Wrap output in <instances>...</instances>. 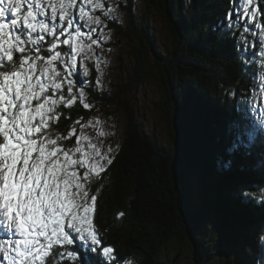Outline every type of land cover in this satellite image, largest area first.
Returning a JSON list of instances; mask_svg holds the SVG:
<instances>
[{
	"label": "snow or ice",
	"instance_id": "1",
	"mask_svg": "<svg viewBox=\"0 0 264 264\" xmlns=\"http://www.w3.org/2000/svg\"><path fill=\"white\" fill-rule=\"evenodd\" d=\"M228 5L212 31L242 46L247 87L223 93L216 163L264 181V0ZM129 7L127 0H0V264H131L105 243L98 224L101 192L94 186L121 149L108 142L116 125L107 124L93 97L110 70L108 24H122ZM77 105L91 115L74 118ZM177 175L195 189L193 160L182 152ZM237 197L264 213V182L241 187ZM245 251L240 264H264V217Z\"/></svg>",
	"mask_w": 264,
	"mask_h": 264
},
{
	"label": "trees",
	"instance_id": "2",
	"mask_svg": "<svg viewBox=\"0 0 264 264\" xmlns=\"http://www.w3.org/2000/svg\"><path fill=\"white\" fill-rule=\"evenodd\" d=\"M127 2L129 9L122 8L127 26L110 22L108 28L119 39L135 40L137 64L128 91L149 78L159 83L171 141L165 145L147 134L127 101L123 104L126 128L121 150L104 180L94 186L101 192L98 224L105 243L115 247L118 257L135 264H171L185 247L191 248V264H240L247 258L245 249L255 245L264 213L242 204L237 193L264 181L248 169L236 166L225 171L216 163L223 151V93L230 86L247 87L239 63L242 46L238 50L230 34L220 38L219 29L212 31L223 20L228 0H191L187 7V0ZM139 3L166 18L173 43L166 55L156 47L149 18L138 22ZM93 97L99 110L113 101L104 91ZM77 114L91 115L79 105L72 110L74 118ZM67 123L62 118L60 129ZM181 152L193 160L197 201L191 186L177 175ZM119 212L125 216L117 219ZM169 249L175 256L163 262L161 255Z\"/></svg>",
	"mask_w": 264,
	"mask_h": 264
},
{
	"label": "rangeland",
	"instance_id": "3",
	"mask_svg": "<svg viewBox=\"0 0 264 264\" xmlns=\"http://www.w3.org/2000/svg\"><path fill=\"white\" fill-rule=\"evenodd\" d=\"M135 15L138 22L141 24L145 17L149 18L148 25L150 31L155 36L156 47L162 54L166 55V51L173 50V43L170 41V31L165 17L153 9H151L149 13V10L146 9V6L142 3L137 5ZM120 19L123 21L122 25L127 26V20L123 11ZM134 44L135 40L117 38L112 30V40L109 42L108 46L111 47L113 51L109 56L111 65L105 77L106 88L104 92H107L108 96L113 98V101L109 106L99 110V114L103 116L108 125L113 123L116 125V136L109 138L108 142L113 145L117 143L121 145L124 130L126 128V115L123 110V104L127 101L129 106L133 109L138 122L144 126L147 134L156 135L163 144L169 145L171 141L170 124L163 117L162 108L160 107L162 106L160 102L163 94L159 87V83L155 79L149 78L144 84L140 85L138 89L128 91L129 77L137 64L135 55H133L132 52ZM94 74L95 73H93V75ZM168 109L170 110V107H168ZM185 184L189 185L187 182H185ZM198 187L197 183L193 190L195 201H197L199 196ZM191 253V248L185 247L180 258L171 264H191ZM174 256L172 250L169 249L162 253L161 260L165 262ZM130 262L131 264H135L133 261Z\"/></svg>",
	"mask_w": 264,
	"mask_h": 264
},
{
	"label": "water",
	"instance_id": "4",
	"mask_svg": "<svg viewBox=\"0 0 264 264\" xmlns=\"http://www.w3.org/2000/svg\"><path fill=\"white\" fill-rule=\"evenodd\" d=\"M181 254H177L176 258H175V262L180 258Z\"/></svg>",
	"mask_w": 264,
	"mask_h": 264
}]
</instances>
